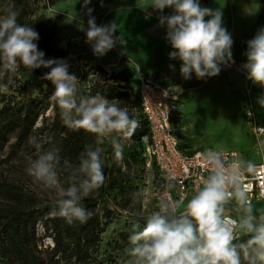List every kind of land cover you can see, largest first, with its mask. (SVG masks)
Listing matches in <instances>:
<instances>
[{
    "label": "clouds",
    "instance_id": "obj_1",
    "mask_svg": "<svg viewBox=\"0 0 264 264\" xmlns=\"http://www.w3.org/2000/svg\"><path fill=\"white\" fill-rule=\"evenodd\" d=\"M90 3L91 0H83L87 28L81 20L79 30L84 31L85 43L91 45L93 55L102 57L118 42L122 43V38L114 35L116 24H96L92 16L94 10L87 7ZM140 7H151L157 12L158 27L165 28L164 38L172 49L168 58L180 62L179 73L183 79H191L193 74L197 79L214 77L220 73L222 65L231 67L235 63L231 51L234 41L223 26L220 8L201 7L199 0H147ZM165 9H171V14L165 15ZM19 16L20 12L12 9L0 16V79L20 67L28 71L49 69L43 79L53 85L50 99L63 124L95 137V144H89L76 162H72L62 156L61 147L54 143V134L32 136L30 143L36 155L26 158V172L44 189L55 191L56 199L49 215L62 217L68 224L74 221L84 224L92 216L84 200L106 180L104 142H110L113 159L122 160L123 147L114 134L130 139L140 121L118 101L109 100L99 92L85 93L79 78L69 71L66 59H45V53L36 43L39 33L30 24L19 23ZM245 55L247 62L242 68L247 72V79L264 87V27L247 41ZM169 67L175 68L174 65ZM87 87L90 90L92 85ZM258 103L264 106V96L258 98ZM205 159L211 174L187 203L186 215L173 218L170 209L174 211L175 206L162 204L160 210L148 216L144 226L129 237L134 264H241L240 251L232 243V230L221 219L223 205L233 196L229 188L239 182V167L226 169L211 150ZM62 165L67 169L63 184L58 171ZM237 198L243 201V194L237 193ZM244 225L254 234L240 249L247 258L251 248L255 257L264 261V223L254 225L249 216Z\"/></svg>",
    "mask_w": 264,
    "mask_h": 264
},
{
    "label": "rangeland",
    "instance_id": "obj_2",
    "mask_svg": "<svg viewBox=\"0 0 264 264\" xmlns=\"http://www.w3.org/2000/svg\"><path fill=\"white\" fill-rule=\"evenodd\" d=\"M28 0L26 4V23L36 29L39 21L45 25H54L56 28L55 49L65 50V55L57 59H66L70 69L76 66L115 62L121 53L123 60L114 70H123L128 73L136 66H141L147 54L157 45L146 35V27L158 23L157 12L151 7L141 8L147 0H91L87 5L92 8V16L97 25L116 24L115 36L122 38L116 47L106 55L97 57L93 55L91 45L85 43V33L79 30L82 20L87 28L86 9L83 0ZM212 0H200L202 5H207ZM222 0H219L221 2ZM9 9L15 10L12 0H0V16ZM171 9H165L164 14H171ZM74 17V18H73ZM205 19H209L206 17ZM264 27V12L257 17L256 22L241 34L233 38L232 53L241 57L243 45L251 40L258 29ZM156 44V45H155ZM165 47V45H162ZM170 65H176L174 70ZM167 71L173 72L174 81L186 83L189 88L183 97V102L178 117V134L183 144L195 148L220 151L223 149L237 150V159L242 162L244 153L253 159L257 158V149L262 148L253 136L247 116V75L235 69L221 66V71L214 77H206L196 85H190V79L185 80L179 73L180 62L168 64ZM49 69L39 68L28 71L23 67L6 74L8 79H14L12 90L5 93H15L20 97L26 94L35 96L46 91L54 90L50 81L43 79ZM91 77V74L86 77ZM84 83H86L84 81ZM88 83V82H87ZM20 89L23 92H20ZM264 96V87L253 84L249 100L251 101L253 121L261 120L264 106L258 103V98ZM2 102L0 101V106ZM54 109L49 108L42 114L28 141L14 148L16 133H9L8 140L0 146V181L9 182L22 187L34 195L39 202H52L56 193L46 190L26 172L27 157L35 156V150L30 143L32 136L48 135L54 118ZM119 137V136H118ZM141 143L133 139L118 138L123 147V159L117 161L119 172L117 180L110 181L105 199L98 197L99 190L92 193L98 200V209L103 221H107L106 230L102 233L100 247L103 250L109 245L120 243L123 247V257L126 264H134V257L130 256L129 237L134 231H139L144 226L148 216L154 209V178L156 165H147L144 156L143 140ZM105 158V157H104ZM60 181L65 183L67 169L63 166L58 169ZM108 182L109 173L105 174ZM1 197V196H0ZM183 206V205H182ZM139 224V228L135 226ZM37 232L40 247L53 244V239L45 229L42 221L38 223ZM111 245V246H110ZM122 250L119 251V253Z\"/></svg>",
    "mask_w": 264,
    "mask_h": 264
},
{
    "label": "trees",
    "instance_id": "obj_3",
    "mask_svg": "<svg viewBox=\"0 0 264 264\" xmlns=\"http://www.w3.org/2000/svg\"><path fill=\"white\" fill-rule=\"evenodd\" d=\"M12 1L14 9L20 12L18 22L25 24L28 0ZM49 2L54 3L53 0ZM259 3L263 13L264 0H259ZM35 31L39 33V40L36 41L38 49L45 53V59H57L65 55V50L55 49L54 25L48 26L39 21ZM243 47L247 48V45ZM69 71L79 78L80 87L85 93L90 91L94 95L99 92L109 100L118 101L128 109L130 115L138 116L140 126L130 139L142 142V137L148 133V125L140 112V98L133 88L131 73L123 70L108 73L102 65L93 67L85 64ZM96 71L99 72L97 76L86 78ZM88 84L92 85L90 90ZM13 87L14 79H8L6 75L0 79V146L8 140L11 132H15L17 138L14 148L25 144L40 116L49 108H53L55 114L48 135L54 134V143L61 147L63 157L76 162L89 144H95L94 136L71 130L63 124L55 103L50 99L53 89L35 96L26 94L24 97L5 93L4 90H12ZM20 92L23 90L20 89ZM114 135L118 140L119 134ZM103 148L109 179L99 189L98 197L101 199L107 196L106 190L111 184L109 180L115 182L119 172L110 142L105 141ZM0 196V264H126L120 243H114L111 249L109 245L103 250L100 247L102 233L108 223L103 221L98 200L93 194L84 200V206L92 212L91 218L84 224L77 221L68 224L62 217L49 215L54 201L39 202L34 195L13 183L0 181ZM40 221L53 239V244L43 249L38 243L37 226ZM120 250L122 252L119 253Z\"/></svg>",
    "mask_w": 264,
    "mask_h": 264
},
{
    "label": "built area",
    "instance_id": "obj_4",
    "mask_svg": "<svg viewBox=\"0 0 264 264\" xmlns=\"http://www.w3.org/2000/svg\"><path fill=\"white\" fill-rule=\"evenodd\" d=\"M233 59L235 63L231 67H226L247 75L239 58L233 56ZM122 60L123 55L119 53L115 62L101 65L110 73L114 70L112 67L117 66ZM98 74V71L91 73V77ZM131 76L133 88L140 98V112L148 125V133L142 137L145 161L147 165H156L153 213L159 211L162 204H170L175 206L174 211L170 209V215L173 218L182 217L186 215L189 200L202 189L211 174L205 159L211 149L183 146L177 129L186 88L182 82L174 81L176 75L173 72L167 70L147 72L136 66L132 69ZM247 80V116L253 136L258 144L263 146L264 124L253 121V105L249 96L254 83ZM211 151L220 157L226 169L239 167V182L229 188L233 196L224 205L238 203L248 207L256 200L264 201V158L260 162L244 166L237 159L235 150ZM237 193L243 194V201L237 198ZM221 219L224 225L232 230L234 243L238 235V218L232 213H225L221 215Z\"/></svg>",
    "mask_w": 264,
    "mask_h": 264
},
{
    "label": "crops",
    "instance_id": "obj_5",
    "mask_svg": "<svg viewBox=\"0 0 264 264\" xmlns=\"http://www.w3.org/2000/svg\"><path fill=\"white\" fill-rule=\"evenodd\" d=\"M199 3L201 7L221 9L223 13V26L228 30V32L231 33L232 38L239 37L241 34L251 28L252 25L256 22L258 15L260 14L259 0H222L221 2H219V0H212L207 5H202L199 0ZM145 32L146 35H148V33L150 34L149 39L153 40L157 45L155 44V48H153V50H151V52L147 54L148 56H146L144 60H141V66L139 67L146 70L147 72H160L165 71V67L168 64H177L179 62L178 60H170L168 58V53L172 51V49L164 38L165 28L158 27V23H154L151 26H147ZM162 45H165V47H163ZM243 49L244 50L241 53V57L238 58L242 64H245L247 62V57L245 55L247 48L243 47ZM194 76L195 75L193 74L192 77ZM191 79L190 85H196L191 82ZM184 86L186 88V94L189 86L186 83L184 84ZM260 118L261 120H258L257 122L264 124V114H262ZM183 146L187 145L183 144ZM243 154L244 157L242 164L244 166H250L254 163L260 162L262 158H264V144L261 150L260 148L257 149L256 159L251 158L244 152ZM225 213H232L238 218L239 221L238 235L236 241L233 244L236 245L238 251H240L241 264H253V262L254 264H264V261H260L255 257V253L252 251L251 248L249 249V256L247 258L244 256L243 251L240 249V245H247V242L251 238V235L254 234L249 233L246 230L244 221L249 216H251L252 223L254 225L264 223V201L256 200L252 205L248 207L242 206L238 203L224 205L223 212L221 213V215Z\"/></svg>",
    "mask_w": 264,
    "mask_h": 264
},
{
    "label": "bare ground",
    "instance_id": "obj_6",
    "mask_svg": "<svg viewBox=\"0 0 264 264\" xmlns=\"http://www.w3.org/2000/svg\"><path fill=\"white\" fill-rule=\"evenodd\" d=\"M202 79H197L195 76L192 77L191 82L194 84H197L199 81H201Z\"/></svg>",
    "mask_w": 264,
    "mask_h": 264
},
{
    "label": "water",
    "instance_id": "obj_7",
    "mask_svg": "<svg viewBox=\"0 0 264 264\" xmlns=\"http://www.w3.org/2000/svg\"><path fill=\"white\" fill-rule=\"evenodd\" d=\"M106 173V170L104 169V174ZM103 186H104V184H103Z\"/></svg>",
    "mask_w": 264,
    "mask_h": 264
}]
</instances>
